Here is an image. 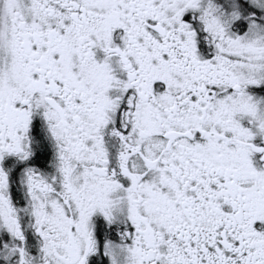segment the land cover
<instances>
[{"label": "snow or ice", "instance_id": "obj_1", "mask_svg": "<svg viewBox=\"0 0 264 264\" xmlns=\"http://www.w3.org/2000/svg\"><path fill=\"white\" fill-rule=\"evenodd\" d=\"M0 264H264V0H0Z\"/></svg>", "mask_w": 264, "mask_h": 264}]
</instances>
